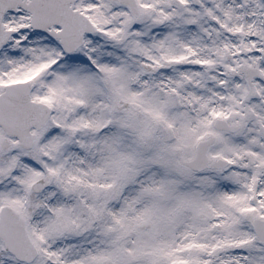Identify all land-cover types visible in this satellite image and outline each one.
Returning <instances> with one entry per match:
<instances>
[{"label":"snow or ice","instance_id":"snow-or-ice-1","mask_svg":"<svg viewBox=\"0 0 264 264\" xmlns=\"http://www.w3.org/2000/svg\"><path fill=\"white\" fill-rule=\"evenodd\" d=\"M0 264H264V0H0Z\"/></svg>","mask_w":264,"mask_h":264}]
</instances>
